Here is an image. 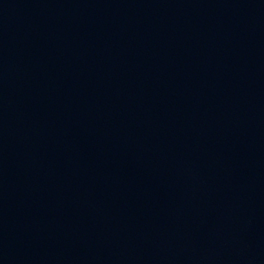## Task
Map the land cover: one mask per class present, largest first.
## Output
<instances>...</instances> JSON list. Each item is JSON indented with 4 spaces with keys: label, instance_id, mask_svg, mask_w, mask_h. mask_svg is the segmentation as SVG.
<instances>
[{
    "label": "water",
    "instance_id": "1",
    "mask_svg": "<svg viewBox=\"0 0 264 264\" xmlns=\"http://www.w3.org/2000/svg\"><path fill=\"white\" fill-rule=\"evenodd\" d=\"M0 264H264V0H0Z\"/></svg>",
    "mask_w": 264,
    "mask_h": 264
}]
</instances>
